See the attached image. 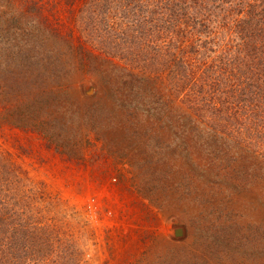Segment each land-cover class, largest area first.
<instances>
[{
	"label": "rangeland",
	"instance_id": "1",
	"mask_svg": "<svg viewBox=\"0 0 264 264\" xmlns=\"http://www.w3.org/2000/svg\"><path fill=\"white\" fill-rule=\"evenodd\" d=\"M42 49L0 53V142L73 211L91 264H264L263 157L174 134L118 59Z\"/></svg>",
	"mask_w": 264,
	"mask_h": 264
},
{
	"label": "trees",
	"instance_id": "2",
	"mask_svg": "<svg viewBox=\"0 0 264 264\" xmlns=\"http://www.w3.org/2000/svg\"><path fill=\"white\" fill-rule=\"evenodd\" d=\"M0 22L3 55L59 39L86 64L89 46L139 72L177 136L264 158V0H0ZM75 221L0 142V264H91Z\"/></svg>",
	"mask_w": 264,
	"mask_h": 264
},
{
	"label": "water",
	"instance_id": "3",
	"mask_svg": "<svg viewBox=\"0 0 264 264\" xmlns=\"http://www.w3.org/2000/svg\"><path fill=\"white\" fill-rule=\"evenodd\" d=\"M182 233V228H178V229H176V234L177 235H180Z\"/></svg>",
	"mask_w": 264,
	"mask_h": 264
}]
</instances>
